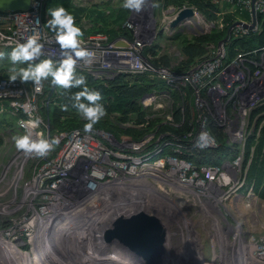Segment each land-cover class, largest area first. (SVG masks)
<instances>
[{"label": "built area", "instance_id": "built-area-1", "mask_svg": "<svg viewBox=\"0 0 264 264\" xmlns=\"http://www.w3.org/2000/svg\"><path fill=\"white\" fill-rule=\"evenodd\" d=\"M44 2L45 0H31L29 10L8 12L1 16L4 21L3 29L0 30V33H4L0 34L3 46H15L17 42L23 43L29 36L35 35L39 42L44 44V57L58 59V45L49 42L52 33L44 27L42 19ZM212 2L230 7L231 13L235 15V21L229 27L225 39L206 44V52L202 59L184 71L175 69L179 61L169 66L156 65L152 61L153 56L144 54L145 45L150 44L153 37L152 33L145 32L144 12L130 13L131 22L127 26L132 33V39L124 35L111 39L104 32L81 38L82 46L95 55L90 67L81 62L78 68L95 78L108 79L121 72H138L163 83L162 88L155 89L141 99L143 108H151V111L157 112L162 110L160 113H152L149 118L163 112L165 114L163 120L155 124L153 130L146 133L140 141H134L129 137L117 140L111 132L98 128H94L90 135L83 132V127L51 133L49 124L41 113V107L49 103V99L42 97L46 81L36 86L32 82L21 83L19 80L10 83L8 77L0 79V101H7L14 112L21 111L25 115L24 118L17 120V126L23 134L26 130L20 127V121L38 116L43 123L40 128L32 130L33 136L36 132H43L47 138H61L56 150L48 158L38 159L33 168V176L28 184L30 202L27 220L31 224V230L28 229L30 233L33 229L39 228L41 218L44 220L57 217L53 224L59 227L66 226L65 221H73L75 228L80 222L74 219L89 215L94 218L99 214L106 216V225L102 230L105 232L117 217L130 215L123 213L116 202L119 205H128L126 201L142 194L155 197L149 192L153 190L157 192L158 184H163V177L156 175L155 172L164 166L165 161L175 164L172 160H176V164L179 162L183 168V172L179 173L175 180L167 181L172 185L173 194L179 191L178 196L186 194L187 191L183 190L190 189L192 180H197V170L200 173L198 180L209 186L208 192L210 189L211 196L224 200L231 190L241 188L244 180L241 165L239 169V161L242 158L244 143L248 134L254 131L257 118L264 115V44L249 50H237L233 55L229 54L226 44L231 34L248 35L260 30L258 17L264 16V0H212ZM181 8L172 9H177V13ZM36 18H39V26L33 23ZM116 41L126 43L128 46H115ZM37 87L41 90L37 91ZM173 93L179 96L178 104L182 108V113L185 101L191 108L192 127L185 135L188 139L184 146L186 152L191 149L202 131L208 132L211 138L210 146L205 149L218 146L210 127V124H213L224 132L227 143L239 145L238 155L232 160L224 159L221 163H204L199 166L182 157L184 151L181 144L165 140L167 132H158L161 123L177 125L171 113ZM258 107L261 111L252 117ZM143 125L141 123V126ZM168 146H172L170 150L173 153L161 154ZM121 147H126L127 150L118 153ZM130 147L135 153L129 149ZM15 159L14 167L19 172L27 159L19 152ZM185 159L189 161L187 165ZM190 163L194 167H190ZM191 168H194V175L189 172ZM142 178L145 180H141ZM124 195H129L130 198L125 199ZM155 199L158 201L157 197ZM210 199L215 204V200ZM149 201L157 203L151 199ZM114 202L116 213L113 214L110 210ZM253 247L256 246L250 240L247 245L244 243L242 253L232 251L235 259L241 258L237 264H243L244 259L248 264H253L251 262L255 252Z\"/></svg>", "mask_w": 264, "mask_h": 264}, {"label": "rangeland", "instance_id": "rangeland-1", "mask_svg": "<svg viewBox=\"0 0 264 264\" xmlns=\"http://www.w3.org/2000/svg\"><path fill=\"white\" fill-rule=\"evenodd\" d=\"M119 1L71 0L76 5L93 7L99 12L104 10L106 13L111 8L120 6ZM150 2L155 3V0H150ZM172 8L174 6H168L167 8L159 6L156 8L147 7L143 12L146 14L144 21L145 32L153 35L151 43L145 45V48L157 43L159 55L167 54L172 59V63L175 64L182 59L179 49L180 41L178 39L180 37H175L177 33L180 32L182 37L185 36L189 39L194 34L206 33L215 28L220 29L224 24L222 19L215 22L206 20L200 12L193 8L199 19L196 23L188 22L187 20L172 27V21L177 14V9ZM220 10L222 15L232 14L231 8L228 6H220ZM130 13L123 24L126 28H128L127 24L131 22L129 19ZM88 17H90L89 14H85V20ZM0 19L2 18L0 17ZM85 25L86 27L89 26L88 22ZM1 42L0 40V51L4 47ZM9 66L10 63L1 65L2 68L6 67L7 75H9ZM21 134L23 133L17 125L10 128L0 122V252L5 255L10 254V257L13 258L12 260H14L15 255H19L18 257L24 258L27 264H44L51 259L58 246L62 247L71 243L72 251L70 249H68V252L67 249L65 250L64 256L61 257L62 259L60 258V264H67L64 261L65 258L73 262V264H126L127 262L124 259L129 256H122L124 251L120 248L116 252L115 248L119 246L116 242L117 240L114 241L112 246H108H110V249H114L116 253L119 252L115 255L117 257L121 255L120 257L117 258L114 255L112 259L96 260L95 254L97 255L98 250L104 249L107 251L109 247L104 244L102 239L100 241L99 239L97 241L93 240L94 242L89 240V237H86L87 235H84L81 230V223L78 225L81 226L78 233L77 229H75L74 233L69 229L57 235L51 234L47 241L49 243L51 240L53 243L51 248L48 243L45 246L42 236L38 240L32 239V232L30 233L26 227L29 224L27 220L29 218L27 210L30 202L28 184L33 176V168L38 159H27L21 171L17 172L14 164L18 152L14 148L12 137ZM170 148L172 149V146L165 147L161 154L165 149L169 150ZM129 149L135 153L132 147ZM123 150H127V148L121 147L117 152L122 153ZM241 160L242 158L239 161V169ZM172 161L175 164L165 161L164 166L155 172L156 175L162 176V179H164L163 184H158V193L154 190L149 192V194L155 195L158 201L154 196L148 197L146 196L147 194H142L141 198L138 199H142L144 206L138 207L137 204L119 205V209L123 213L132 214L130 212L141 210L162 222L166 233L164 251L166 254L163 256L161 263L237 264L241 261V258L240 260L235 259L232 251L242 253L244 243L247 245L250 240L257 247L252 257L255 260L264 262L258 254L264 252V200H260L251 190L244 191L241 188L231 190L224 200L211 196L209 194L210 189L208 192L209 186L202 180H198L200 178L198 170L196 171L197 180H192L193 184L189 187V192L178 196L177 192L179 191H175V195L172 193V185L167 181L168 179L175 180L177 175L183 172V168L179 162L176 164V160ZM188 163L189 161L185 159V164L187 165ZM189 166L194 167L191 163ZM193 170L194 168H191L189 171L191 175L195 174ZM166 174L170 176H165ZM226 189L228 188L226 187ZM209 197L215 200V204L210 201ZM150 199L157 203H152L149 201ZM145 200L147 201L146 204L143 203ZM175 200L182 204L178 209L172 206L173 203H176ZM112 212L114 214L115 211L112 210ZM103 217L107 221L106 216ZM65 222L67 226H74L72 221ZM102 223L105 222H99L97 225ZM93 228H96V226H92V230H94ZM32 231L34 232L35 229ZM93 234L91 233V235ZM93 236L95 237V234ZM90 238L93 239L92 236ZM107 243L110 244L109 242ZM79 246L86 249L84 251L86 254L81 255L82 249L79 250ZM91 252H93V255H91ZM37 255L39 257H36ZM166 255H168L167 258ZM93 258L96 262L92 261ZM14 261L17 264H21L16 259Z\"/></svg>", "mask_w": 264, "mask_h": 264}, {"label": "trees", "instance_id": "trees-1", "mask_svg": "<svg viewBox=\"0 0 264 264\" xmlns=\"http://www.w3.org/2000/svg\"><path fill=\"white\" fill-rule=\"evenodd\" d=\"M123 0L119 1L120 6L111 8L108 13L104 10L100 11L82 5H76L71 0H45L43 5V22L44 24L50 18L47 16L49 8L64 7L75 17L76 25L80 27L84 33L83 37L89 36L97 32H104L114 39L120 35L127 36L132 39L131 31L123 26L126 21L129 11L123 9L121 4ZM155 3L162 8L174 6L181 8L184 6H192L200 12L208 21L215 22L221 20L223 23H228L220 29H212L206 33H198L192 35L191 38L181 36L180 32L175 37L178 38L179 49L182 59L175 65L178 71H184L199 62L206 52L205 45L208 43H217L227 37L228 29L235 21V15H222L220 5L215 4L212 0H155ZM6 13H0V17ZM85 14L90 17L91 24L85 27L83 19ZM97 22H96V21ZM260 30L256 33L248 35H234L231 34L227 39V49L230 55L236 53L237 50H249L256 46L264 44V16H259ZM4 21L0 19V30L3 29ZM256 34V35H255ZM15 46H4L0 52L5 54L4 59H0V79L9 77L5 71L6 67L1 65L9 63L8 54ZM144 54L153 56V63L156 65L169 66L172 59L167 54H160L158 51V44L154 43L144 48ZM46 57L42 56L41 59ZM39 61H37L38 63ZM26 67V65H24ZM77 74L86 77L87 86L99 91L102 96L101 103L104 105L107 115L94 127L111 132V134L120 140L122 137H129L134 141H140L141 138L151 130L155 124L163 120L164 112L161 115H156L154 118L148 117L152 113H160L162 110L151 111L143 108L141 99L146 94L152 93L155 89H160L163 86L161 81L150 79L146 74L138 72H121L112 78L101 79L95 78L88 72L77 67ZM80 89H72L70 93L60 94L57 90L49 86L46 81L43 98L49 99L47 105L41 107V113L44 119L48 122L50 132L67 131L77 127H83L84 121L76 114L74 109H71L70 95ZM172 115L173 121L177 125H170L161 123L158 127L159 133L168 134L164 136L165 140H171L173 143H179L182 146L184 153L182 157L191 161L194 165L199 166L204 163H221L222 160H232L240 152L239 145L229 144L225 140L224 132L217 126L210 124L211 130L214 133L218 146L211 149L199 150L193 146L189 151H185L184 146L188 142L185 137L186 133L191 130V108L187 101L184 102L183 113L182 108L178 104L179 96L173 93ZM63 104L69 105L68 112H62L60 106ZM0 122L6 127H14L17 125L19 118H24L25 115L21 111L14 112L7 101H0ZM261 111L258 107L252 114V117ZM184 114V118H183ZM264 115L257 118L256 127L254 131L248 134L242 152L241 160V174L244 180L241 190H251L260 200H264ZM141 123L144 124L141 126ZM130 124V125H126ZM125 135V136H124ZM175 137V138H174ZM1 142V140H0ZM173 153L170 149H165L162 154ZM66 224V222L64 223ZM63 229H68L64 225ZM63 232V231H62ZM50 238V237H49ZM48 243V242H47ZM53 243L51 240L48 246L51 248ZM15 255L14 260H18L21 264H27L24 258H19ZM36 257H39L37 255Z\"/></svg>", "mask_w": 264, "mask_h": 264}, {"label": "clouds", "instance_id": "clouds-1", "mask_svg": "<svg viewBox=\"0 0 264 264\" xmlns=\"http://www.w3.org/2000/svg\"><path fill=\"white\" fill-rule=\"evenodd\" d=\"M121 7L129 12L140 14L147 7L156 8L158 5L150 0H123ZM47 16L50 18L44 27L52 33L49 42L58 45V59H41L45 55L44 44L39 42L37 36H29L23 43L17 42L8 54L9 82L19 80L21 83L32 82L39 86L44 81H48L49 86L60 94L70 93L72 89H80L69 97L72 101L71 109H74L84 121L83 132L90 135L94 127L107 115V111L101 103V93L87 86L86 77L77 74V67L81 62L90 67L94 62L95 54L82 46L81 38L84 33L76 25L75 17L67 9L49 8ZM33 23L39 26V18H36ZM4 56L5 54L0 52V59H4ZM40 90L37 87V91ZM60 110L68 112L69 105H61ZM42 123V119L38 116L20 121V127L25 129L26 133L12 137L14 148L26 159H46L61 142L60 137L47 138L43 132H36L33 136L32 130L40 128ZM210 139V134L202 131L197 136L193 147L204 150L210 146Z\"/></svg>", "mask_w": 264, "mask_h": 264}, {"label": "water", "instance_id": "water-1", "mask_svg": "<svg viewBox=\"0 0 264 264\" xmlns=\"http://www.w3.org/2000/svg\"><path fill=\"white\" fill-rule=\"evenodd\" d=\"M30 4L31 0H0V13L26 11L30 9ZM194 13L192 6L182 7L171 26L174 27L183 19L192 17ZM115 46L126 47L128 44L116 41ZM104 236L107 242L117 240L119 246L127 247L129 252L140 255L148 262H162L165 251L163 224L146 212L140 210L126 217H117L105 230Z\"/></svg>", "mask_w": 264, "mask_h": 264}, {"label": "bare ground", "instance_id": "bare-ground-1", "mask_svg": "<svg viewBox=\"0 0 264 264\" xmlns=\"http://www.w3.org/2000/svg\"><path fill=\"white\" fill-rule=\"evenodd\" d=\"M188 20V22H193V23H196L199 19H198V17H197V15L194 13L193 14V16L192 17H190V18H188L187 19ZM186 21V20H185ZM213 26V25H212ZM256 35V34H255ZM141 180H145V178H142ZM186 190V189H185ZM187 192H189V189H188V191ZM158 193V192H157ZM189 194V193H188ZM156 195H158V194H156ZM142 196V195H141ZM141 196H137V197H132V198H130V196L128 195H124L123 196V198H125V199H127V198H130L128 201H127V203H128V205L129 204H137L138 205V207H140L141 205L142 206H144V204H142V199H138V198H141ZM211 197V196H210ZM192 198V197H191ZM207 198V197H206ZM210 199V198H209ZM187 200V199H186ZM176 201V200H175ZM172 202H173V200H172ZM117 203V205L119 206V204H118V202H116ZM143 203H147V201L145 200V201H143ZM114 204H115V202L112 204V206H111V210H110V212L113 210V211H115V207H114ZM172 204V203H171ZM179 204V205H178ZM124 205V204H123ZM174 208H176V209H178L179 208V206H182V204L181 203H179L178 202V200L176 201V203H173V205H172ZM142 208H144V207H142ZM145 209V208H144ZM125 210V209H124ZM123 210V211H124ZM135 212H137V211H132V212H130V213H135ZM116 213V212H115ZM126 214V213H125ZM221 214V213H220ZM92 215H94V214H92ZM87 216V215H86ZM98 217H94L93 218V216H91V215H89V216H87V217H84V218H80V219H74V221H78V223L80 222L81 224H82V228H81V230H82V232H83V234L84 235H87L86 237H89V240H91L92 242H94L95 240L97 241V239H99V241L102 239L103 241H104V244H106L107 245V247H109V250H107V251H105L104 249H100V250H98V252H97V255L95 254V258H96V260H98V261H103V260H106V259H112L113 258V256L115 255V254H118V253H116L117 252V250L120 248V249H123L122 251H124V253L122 254V256L123 255H125V256H129V257H127V259H124L128 264H163V263H151V262H148V260H146V259H144L143 257H141L140 255H135V254H133L132 253V251L131 252H127L129 249L127 248V247H121V246H118L117 248H115L116 249V252H115V250L114 249H110V246H108V245H113V243H114V241L115 240H112V242H109L110 244H108L107 243V240H106V238H105V236H104V232L102 233L101 231L103 230V228H104V226H105V223H102L100 226L99 225H97V223H99V222H105L106 220H105V218L103 217V216H105V214H99V215H97ZM57 220V217L56 218H52V217H50V218H47V219H44L43 220V218H41L40 220H39V228L36 230L35 229V233L34 232H32L31 234H32V239H34V240H38L39 239V237H41L42 236V239L44 240V242H45V246L47 245V241H48V237L51 235V234H55V235H57V234H59L60 232H62V231H60V230H63V226H61V227H59V226H56V225H54L53 224V222L54 221H56ZM62 221H63V219H62ZM73 222V221H72ZM80 223L78 224V225H80ZM75 226V228H73V227H71V226H68V229L69 228H72V229H70V231H72L73 233H74V231H75V229H77V233H78V230H79V228L81 227V226ZM27 227H28V229H31V224H28V225H26ZM56 226V227H55ZM86 226V227H85ZM92 226H97L96 227V230L94 231V230H92ZM163 228H164V226H163ZM87 229H90L89 231L87 230ZM94 229V228H93ZM91 233H94L95 234V237L93 236V235H91ZM74 235V234H73ZM90 236H92L93 237V239H91L90 238ZM73 237V236H72ZM166 237V233H165V229H164V241H165V238ZM94 240V241H93ZM167 241V240H166ZM117 242V241H116ZM167 243V242H166ZM167 246H169V244H167ZM106 247V246H105ZM67 249V252H68V249H70L71 251H72V245H71V243H69V244H67V245H64V246H62V247H57V249H56V251H55V253L53 254V256L51 257V259H49L47 262H45L44 264H51V263H53V264H60V258L62 257V256H64V252H66L65 250ZM80 249H82V252H80L81 253V255H84V254H86L84 251L86 250V249H84V248H81V246H79V250ZM90 250V249H89ZM94 250V249H93ZM114 250V251H113ZM125 250H127V251H125ZM253 250L255 251V250H257V247H253ZM46 251V250H45ZM166 254V252L163 254V256ZM259 254V256H260V258L261 259H263L264 260V253L263 252H260V253H258ZM44 255H45V253H44ZM91 255H93V252H91ZM116 257H117V255H115ZM121 255H118V257H120ZM163 256H162V259H163ZM167 256L168 255H166V258H167ZM117 257V258H118ZM68 258H69V256H68ZM13 258H11L10 257V254L8 255H5V254H3V253H1L0 252V264H17L14 260H12ZM59 259V260H58ZM62 259V258H61ZM71 259V258H70ZM72 259H73V257H72ZM64 260V259H63ZM96 260L93 258L92 259V261H94V262H96ZM64 261H66V263L67 264H73V262H71L70 260H68V259H66L65 258V260ZM73 261V260H72ZM11 262V263H10ZM166 262V261H165ZM251 262L253 263V264H255V263H258V264H264V262H262V261H259V260H255V259H253V257L251 258ZM126 263V264H127ZM168 263V262H167ZM91 264V263H90ZM243 264H248L247 262H246V260L244 259V263Z\"/></svg>", "mask_w": 264, "mask_h": 264}, {"label": "crops", "instance_id": "crops-1", "mask_svg": "<svg viewBox=\"0 0 264 264\" xmlns=\"http://www.w3.org/2000/svg\"><path fill=\"white\" fill-rule=\"evenodd\" d=\"M84 20H85V18L83 19V21H84ZM86 22H88L89 25L91 24V22L89 21V18L85 20V23H86ZM85 27H86V25H85Z\"/></svg>", "mask_w": 264, "mask_h": 264}]
</instances>
